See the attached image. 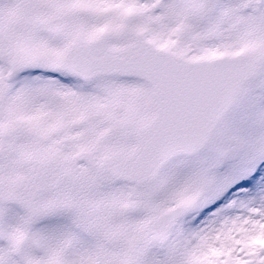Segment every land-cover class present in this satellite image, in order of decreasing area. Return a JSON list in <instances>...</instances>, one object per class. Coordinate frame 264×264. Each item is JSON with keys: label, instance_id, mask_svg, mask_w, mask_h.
I'll return each mask as SVG.
<instances>
[{"label": "snow or ice", "instance_id": "obj_1", "mask_svg": "<svg viewBox=\"0 0 264 264\" xmlns=\"http://www.w3.org/2000/svg\"><path fill=\"white\" fill-rule=\"evenodd\" d=\"M0 264H264V0H0Z\"/></svg>", "mask_w": 264, "mask_h": 264}]
</instances>
